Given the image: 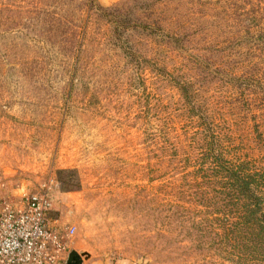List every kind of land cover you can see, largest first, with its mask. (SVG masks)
Returning a JSON list of instances; mask_svg holds the SVG:
<instances>
[{"label": "rangeland", "instance_id": "1", "mask_svg": "<svg viewBox=\"0 0 264 264\" xmlns=\"http://www.w3.org/2000/svg\"><path fill=\"white\" fill-rule=\"evenodd\" d=\"M255 119L264 0H0V211L47 193L60 264H239L203 154Z\"/></svg>", "mask_w": 264, "mask_h": 264}, {"label": "trees", "instance_id": "2", "mask_svg": "<svg viewBox=\"0 0 264 264\" xmlns=\"http://www.w3.org/2000/svg\"><path fill=\"white\" fill-rule=\"evenodd\" d=\"M183 94L188 96V91L183 90ZM252 129L255 144L250 149L255 156L241 143L239 151H231L228 141L218 151L209 149L203 154L215 172L219 201L215 206L220 219L225 227L234 229L233 236L238 240L235 248L239 264L264 262V130L257 119Z\"/></svg>", "mask_w": 264, "mask_h": 264}, {"label": "built area", "instance_id": "3", "mask_svg": "<svg viewBox=\"0 0 264 264\" xmlns=\"http://www.w3.org/2000/svg\"><path fill=\"white\" fill-rule=\"evenodd\" d=\"M47 193L24 195L19 207L0 211V264H60L61 243L47 223Z\"/></svg>", "mask_w": 264, "mask_h": 264}, {"label": "water", "instance_id": "4", "mask_svg": "<svg viewBox=\"0 0 264 264\" xmlns=\"http://www.w3.org/2000/svg\"><path fill=\"white\" fill-rule=\"evenodd\" d=\"M84 255L87 256V254ZM80 263H81V258L76 252L74 251L68 252L65 260V264H80Z\"/></svg>", "mask_w": 264, "mask_h": 264}, {"label": "crops", "instance_id": "5", "mask_svg": "<svg viewBox=\"0 0 264 264\" xmlns=\"http://www.w3.org/2000/svg\"><path fill=\"white\" fill-rule=\"evenodd\" d=\"M80 264H93L91 261H88V262H85V261H81ZM96 264V263H95ZM103 264H106V263H103ZM114 264H117V263H114Z\"/></svg>", "mask_w": 264, "mask_h": 264}]
</instances>
